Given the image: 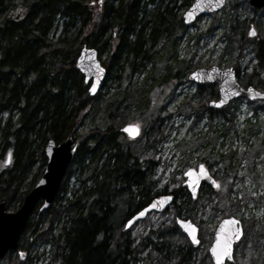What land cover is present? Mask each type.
<instances>
[{"label": "trees", "instance_id": "obj_1", "mask_svg": "<svg viewBox=\"0 0 264 264\" xmlns=\"http://www.w3.org/2000/svg\"><path fill=\"white\" fill-rule=\"evenodd\" d=\"M192 1L0 0V161L4 163L0 202L6 203L8 211L22 204L43 173L48 140L59 143L72 134L77 146L53 204L44 212L37 208L32 213L18 249L9 251L0 264H31L32 257H23L18 250L27 251L38 240L51 243L53 264H133L130 256L142 243L133 249L125 222L154 196L167 191L153 192L154 157L146 149L145 137L129 140L120 130L129 120L149 123L162 110L159 106L151 110L154 86L162 85L150 82L157 81L154 72L142 83L134 82L132 74L142 69L144 61L156 63L162 58H156L155 49L164 39L173 47L165 66L174 61L165 68L189 67L176 51L177 40L187 27L174 9L187 8ZM248 10L254 15L259 12L248 0H228L222 10L210 14L209 32L235 44L229 60L235 69L244 62L264 60V41L253 39L259 50L253 56L249 51L252 38L236 32L237 17ZM59 15L66 17L64 31L79 25L74 35L54 41L49 35ZM84 46L95 48L101 60L107 53L102 60L108 72L104 86L112 77L117 83L104 97L102 90L89 95L76 67ZM200 66V59L192 63V67ZM161 80L175 83L166 73ZM246 101L259 107V101ZM246 126L245 135L256 133L257 124L249 120ZM213 144L205 141L208 155L203 160L210 164L207 157L217 159L228 169L227 177L235 172V178L239 156L232 150L218 152ZM77 172L79 185L71 189L70 179ZM182 183L173 190L176 217L196 219L200 210L206 213L208 207L222 202L218 190L211 187L194 199ZM179 191H183L180 203ZM179 264L187 263L181 257Z\"/></svg>", "mask_w": 264, "mask_h": 264}, {"label": "rangeland", "instance_id": "obj_2", "mask_svg": "<svg viewBox=\"0 0 264 264\" xmlns=\"http://www.w3.org/2000/svg\"><path fill=\"white\" fill-rule=\"evenodd\" d=\"M185 10L179 5L174 9V15L178 18ZM65 18L62 15L57 17L49 38L56 41L62 35H66V38L74 35L79 24L69 26L66 32ZM211 22L210 14L199 17L196 22L187 26L177 40L178 57L180 60H187L189 67L184 70L172 65L169 69L165 68L167 64H174V61H168L165 66L167 53L173 52V47L170 41L163 38L165 41L155 49L156 58L161 55L162 58L158 63H154V59L144 61L142 69L135 71L132 77L134 82L142 83L150 71H153L157 81L150 79V82H162L161 86L155 85L151 93V110L159 106L162 108L160 114L149 123L139 122L146 149L154 157L153 192L166 190L173 193L176 184L183 181L186 170L205 163L218 182L217 190L222 202L219 206L208 207L206 213L200 210L196 219L189 218L199 227L200 242L196 248L175 223L176 210L173 206L162 212L154 211L135 223L128 229L127 238L133 249L140 243L142 245L130 256L133 264H179L181 257L187 264H213L209 249L214 240L215 229L219 221L228 216H235L240 220L243 236L234 244L233 260L225 264H264V102H257L259 107H255L239 97L221 110L214 109L210 112L209 101L219 97L217 84H199L188 80V74L195 68L192 63L199 59L203 67L216 65L224 69L231 66L229 60L233 57L235 44L226 41L220 34L209 32L208 25L211 26ZM235 26L238 34L252 38L249 41V51L254 56L259 50L253 39L264 41V8L255 15L252 11H246L237 17ZM252 27L257 33L255 37H249ZM106 57L107 53H104L102 60ZM231 67L235 69L234 66ZM235 70H238L237 80L242 86L252 82L255 88L264 92V60L244 62ZM164 73L171 76L175 83H164L161 80ZM116 83V78H109L101 96L113 92ZM249 120L258 125L254 135L244 133ZM87 127L88 124L84 130ZM124 137L126 138L125 135ZM207 140L214 143L218 152L228 154L232 150L237 153L239 158L236 165L238 164L239 170L235 178H232L235 172L227 177L228 169L223 163L216 162L217 159L207 157L210 164L203 160L208 155L203 147ZM3 167L1 160L0 168ZM78 174L74 173L70 179L71 189L79 185ZM206 189L204 187L203 190ZM182 192H178V203ZM29 241L31 244L33 238L29 237ZM50 250L49 241L38 240L30 245L29 250L21 252L32 257L31 264H53L49 260Z\"/></svg>", "mask_w": 264, "mask_h": 264}, {"label": "water", "instance_id": "obj_3", "mask_svg": "<svg viewBox=\"0 0 264 264\" xmlns=\"http://www.w3.org/2000/svg\"><path fill=\"white\" fill-rule=\"evenodd\" d=\"M249 3L257 9L264 7V0H249ZM225 4L226 0H194L183 14L184 23L186 25H191L200 15L219 11ZM194 5L196 6L194 7ZM249 35L251 37L256 36V30L253 27L250 29ZM76 67L84 75V81L89 86V95L92 97L95 96L103 87L107 75V70L99 59L98 51L95 48L84 46L76 60ZM188 79L197 83L210 82L218 85L219 99L209 102L211 108L221 109L234 98L242 96L250 100L264 99V95H257V93L264 94V92L258 90L254 86L243 87L240 85L236 79V71L232 67L221 69L214 65L209 68H198L189 74ZM249 89L252 91L250 92ZM128 125L136 124L128 123L122 128V131L131 138L138 137L140 127L138 126L139 131L137 134L130 135L129 132L125 131ZM44 152L46 156L44 171L34 187L25 195L22 204L14 211H7L6 203L0 202V260H2L9 251H14L18 248L20 237L26 228L31 214L37 208L40 212H44L53 204L65 172L77 152V146L74 143L73 135L67 136L59 143L53 139L48 140ZM200 165L204 166V169L207 171V176L200 171ZM200 165L197 168H189L193 170L191 175H186L189 169L184 173L186 178L184 184L187 186L193 198L197 197L203 184H208L213 188L217 187V182L210 174L207 166L203 163ZM213 180L216 182L215 184L212 183ZM173 201L174 195L172 193L153 198L148 205L136 211L128 218L125 222V228H130L136 222L146 218V216L153 211L161 212L166 210ZM229 219L235 220L237 223L235 225H224L223 231H221L223 222ZM181 221L186 223L181 224ZM177 224L188 236L192 246L197 247L200 242L198 237L199 228L189 219L177 218ZM186 225H191V227L186 230ZM192 229H195L194 235L196 241H198L197 243H193L192 236L189 235V231ZM237 230H239V238L235 239L234 235ZM218 232L221 234V245L225 240H230L231 259L225 256L221 262V264H224L227 260H233L234 244L241 239L243 228L240 221L234 216L225 217L218 223L215 230L214 241L209 249L213 264H216V260L212 255L211 249L213 245L217 243Z\"/></svg>", "mask_w": 264, "mask_h": 264}, {"label": "snow or ice", "instance_id": "obj_4", "mask_svg": "<svg viewBox=\"0 0 264 264\" xmlns=\"http://www.w3.org/2000/svg\"><path fill=\"white\" fill-rule=\"evenodd\" d=\"M195 6L196 5H194V7ZM250 34H252V33H250ZM249 91L251 92L252 90L249 89ZM257 95H264V94L257 93ZM125 131L129 132L130 135H135V134L138 133L139 128H138V125H128V126H126ZM199 168H200V171L205 176H207V171L204 169V166L203 165H200ZM192 171H193L192 169H189V172L186 173V175H191L192 174ZM42 183H43V181H42ZM212 183L215 184L216 182L213 180ZM180 223L181 224H185L186 222L181 221ZM236 223H237V221L232 220V219L225 220L223 222V224H222L221 231H223L224 225H235ZM190 227H191V225H186V230L188 228H190ZM194 231H195V229H192L191 231H189V235L192 236L193 243H197L198 241H196V238H195V235H194ZM220 235H221L220 232H218L217 233V237H218L217 243L214 244L213 247H212V249H211L212 255L214 256V258L216 260V264H221V262H222V260H223V258L225 256H228L229 259H231V256H230V240H225V242L221 245V243H220ZM234 238L235 239H238L239 238V230L236 231V233L234 235Z\"/></svg>", "mask_w": 264, "mask_h": 264}, {"label": "flooded vegetation", "instance_id": "obj_5", "mask_svg": "<svg viewBox=\"0 0 264 264\" xmlns=\"http://www.w3.org/2000/svg\"><path fill=\"white\" fill-rule=\"evenodd\" d=\"M186 190L188 189L187 186H185ZM175 195V194H174Z\"/></svg>", "mask_w": 264, "mask_h": 264}]
</instances>
